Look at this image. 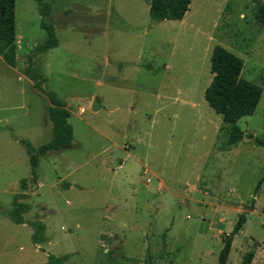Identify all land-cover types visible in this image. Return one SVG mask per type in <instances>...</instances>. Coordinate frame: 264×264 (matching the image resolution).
<instances>
[{
    "label": "rangeland",
    "instance_id": "1",
    "mask_svg": "<svg viewBox=\"0 0 264 264\" xmlns=\"http://www.w3.org/2000/svg\"><path fill=\"white\" fill-rule=\"evenodd\" d=\"M58 45L44 41L39 7L15 0L16 64L0 59V264H214L239 214L226 264H264V28L251 0H191L180 21L153 22L150 0H45ZM264 3V0H262ZM221 46L243 61L260 100L234 126L205 102L210 55ZM65 101L72 147L38 159L21 200L26 223L8 211L28 155L49 141V104L25 74ZM97 98L100 107L91 111ZM241 132L233 141V129ZM35 221L46 242L33 245Z\"/></svg>",
    "mask_w": 264,
    "mask_h": 264
},
{
    "label": "trees",
    "instance_id": "2",
    "mask_svg": "<svg viewBox=\"0 0 264 264\" xmlns=\"http://www.w3.org/2000/svg\"><path fill=\"white\" fill-rule=\"evenodd\" d=\"M39 7V26L45 31L44 41L34 47V54L45 53L58 45L55 29L51 23L44 19L50 14V5L45 0H33ZM191 0H150L148 14L153 22L180 21L188 11ZM257 4L253 14L254 20L264 28V3L262 0H251ZM15 0H0V59L8 67L16 64L15 41ZM243 61L240 57L221 46H215L210 55L211 81L204 91V100L207 105L221 117L222 122L228 126H234L242 116H249L255 110L262 88L241 76ZM25 74H31L38 80L34 83V89L46 98L48 108V120L51 124V137L48 142L34 147L28 140L21 139L19 143L24 147L28 155L30 177L19 180L20 192L12 197L11 209L8 217L15 224H24V214L29 211V205L21 200L26 198L24 193L28 188V182L36 181L35 168L40 156L48 152H58L72 147L73 128L68 122L70 111L65 101L59 99L52 91H45L41 83L45 78L40 76L33 67L28 65ZM234 128V127H233ZM264 131V119L262 123ZM241 132L233 129V141H238ZM256 145L264 149V134L262 137L248 136ZM264 182V174L257 182L255 192ZM245 213L239 214L231 232L225 235L222 246L218 252L214 264H226L230 252L233 237L239 233L245 223ZM35 231L31 234V242L38 245L46 242V226L42 221H35ZM254 258L252 251L243 254L240 264H251ZM65 257L48 254V264H62ZM109 264H117L110 262Z\"/></svg>",
    "mask_w": 264,
    "mask_h": 264
},
{
    "label": "water",
    "instance_id": "3",
    "mask_svg": "<svg viewBox=\"0 0 264 264\" xmlns=\"http://www.w3.org/2000/svg\"><path fill=\"white\" fill-rule=\"evenodd\" d=\"M100 107V103L97 98H95L91 104V111L95 112Z\"/></svg>",
    "mask_w": 264,
    "mask_h": 264
},
{
    "label": "crops",
    "instance_id": "4",
    "mask_svg": "<svg viewBox=\"0 0 264 264\" xmlns=\"http://www.w3.org/2000/svg\"><path fill=\"white\" fill-rule=\"evenodd\" d=\"M254 262V260H252L251 264Z\"/></svg>",
    "mask_w": 264,
    "mask_h": 264
}]
</instances>
